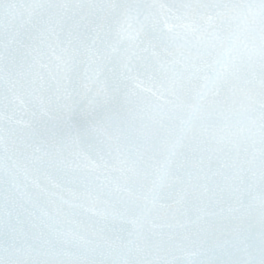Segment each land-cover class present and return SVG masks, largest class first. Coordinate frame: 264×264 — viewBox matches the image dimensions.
<instances>
[{
    "label": "snow or ice",
    "instance_id": "6c2138e0",
    "mask_svg": "<svg viewBox=\"0 0 264 264\" xmlns=\"http://www.w3.org/2000/svg\"><path fill=\"white\" fill-rule=\"evenodd\" d=\"M0 264H264V0H0Z\"/></svg>",
    "mask_w": 264,
    "mask_h": 264
}]
</instances>
